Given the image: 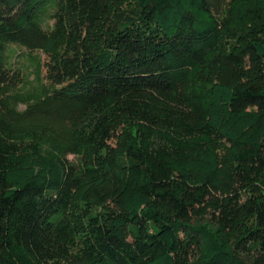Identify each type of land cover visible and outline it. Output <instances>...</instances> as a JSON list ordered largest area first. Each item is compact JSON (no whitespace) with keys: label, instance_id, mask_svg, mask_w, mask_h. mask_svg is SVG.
Segmentation results:
<instances>
[{"label":"trees","instance_id":"trees-1","mask_svg":"<svg viewBox=\"0 0 264 264\" xmlns=\"http://www.w3.org/2000/svg\"><path fill=\"white\" fill-rule=\"evenodd\" d=\"M0 264H264V0H0Z\"/></svg>","mask_w":264,"mask_h":264}]
</instances>
